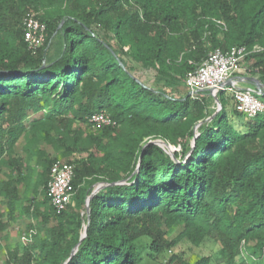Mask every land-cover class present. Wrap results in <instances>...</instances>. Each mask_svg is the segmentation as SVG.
Segmentation results:
<instances>
[{
  "label": "trees",
  "instance_id": "trees-1",
  "mask_svg": "<svg viewBox=\"0 0 264 264\" xmlns=\"http://www.w3.org/2000/svg\"><path fill=\"white\" fill-rule=\"evenodd\" d=\"M29 13L47 28L37 52ZM234 47L262 49L245 60L264 87V0H0L3 264H211L172 254L182 243L213 244L225 264L261 255L264 115L245 121L229 93L186 85ZM96 113L117 125L93 128ZM58 162L74 165L62 214L48 196ZM11 222L25 228L14 247Z\"/></svg>",
  "mask_w": 264,
  "mask_h": 264
},
{
  "label": "built area",
  "instance_id": "built-area-1",
  "mask_svg": "<svg viewBox=\"0 0 264 264\" xmlns=\"http://www.w3.org/2000/svg\"><path fill=\"white\" fill-rule=\"evenodd\" d=\"M23 29L24 39L29 49L37 52L45 43L46 25L35 14L29 13L24 19ZM260 51L262 49L258 47L252 50L234 47L228 51L216 49L209 52L200 66L190 72L186 78L189 96L196 98L200 92L224 91L232 96L234 108L239 114L250 119L264 115V101L260 99V94L251 88L242 87L239 81V76L245 71L242 65L244 60L249 55ZM216 104L218 105L217 102ZM89 123L93 128L117 125V122L105 113L94 114ZM168 145H166L167 148ZM73 178L74 165L72 164L58 162L50 169L48 196L57 214H62L73 205Z\"/></svg>",
  "mask_w": 264,
  "mask_h": 264
},
{
  "label": "rangeland",
  "instance_id": "rangeland-1",
  "mask_svg": "<svg viewBox=\"0 0 264 264\" xmlns=\"http://www.w3.org/2000/svg\"><path fill=\"white\" fill-rule=\"evenodd\" d=\"M134 76H136L143 84L147 86H153L156 81V72L152 69L145 70L142 67L138 66L137 64H134V71L132 73ZM261 100L264 101L263 97H260ZM217 104L215 103L213 105V109H217ZM240 119H245V121L249 120L248 117L240 116ZM238 124V123H237ZM169 150L172 151H179V146H173L171 144L168 145ZM21 223V222H20ZM18 222H11L9 224V228L7 229L5 235L7 236L6 239H3L2 244L9 245L11 247H14L15 245L19 243H24L25 239L24 236V224H20ZM21 241V242H20ZM217 249L213 244L206 243L201 248H195L189 243H182L178 245L177 247H174L172 249V254H181L183 253L184 259L189 260L191 263L195 262L198 258L209 256L212 258L211 264H225L222 262V260H219ZM5 250H2L0 253V264H3L5 259ZM170 254L167 255L166 258L169 257ZM242 259L247 262V264H264V252L259 254H254L251 251L244 250L243 254L241 255ZM242 259H239V262L242 261Z\"/></svg>",
  "mask_w": 264,
  "mask_h": 264
},
{
  "label": "crops",
  "instance_id": "crops-1",
  "mask_svg": "<svg viewBox=\"0 0 264 264\" xmlns=\"http://www.w3.org/2000/svg\"><path fill=\"white\" fill-rule=\"evenodd\" d=\"M242 65L245 71H243V73L239 76L240 85L242 87L251 88L257 91V88L255 87V82H253L251 79H254V80L256 79L259 82L258 76L255 75V73H251L250 71L251 69H249V62L244 60ZM262 88L264 89L263 86Z\"/></svg>",
  "mask_w": 264,
  "mask_h": 264
},
{
  "label": "water",
  "instance_id": "water-1",
  "mask_svg": "<svg viewBox=\"0 0 264 264\" xmlns=\"http://www.w3.org/2000/svg\"><path fill=\"white\" fill-rule=\"evenodd\" d=\"M253 82H255V87L257 88V92L260 94V96H262V92H261V89H262V86L261 84L258 82V80H254V79H251ZM216 102L219 104L218 100H216Z\"/></svg>",
  "mask_w": 264,
  "mask_h": 264
}]
</instances>
